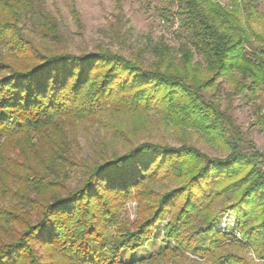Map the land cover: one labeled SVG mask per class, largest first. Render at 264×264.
Masks as SVG:
<instances>
[{
	"label": "trees",
	"instance_id": "obj_1",
	"mask_svg": "<svg viewBox=\"0 0 264 264\" xmlns=\"http://www.w3.org/2000/svg\"><path fill=\"white\" fill-rule=\"evenodd\" d=\"M36 1L0 0V45L11 51L0 55V162L13 148L20 151L25 176L15 194L27 208L21 216L17 208L0 209V230L7 227L0 264H252L242 250L264 261V154L203 95L217 79L253 95L264 86V33L244 17L242 0H233L235 8L175 0L190 43L179 48L182 65L158 45L150 69L110 50L40 55L18 26ZM253 39L262 44L249 49ZM194 54L204 70L192 64ZM152 110L174 126L232 133L230 154L209 158L190 146L144 143L88 168L77 189L59 196L70 167L69 128L102 111L141 116ZM161 183L173 187L156 190ZM132 201L137 219L129 223L122 210ZM226 216L234 218L232 233L217 230ZM161 227L159 250L124 260L146 250Z\"/></svg>",
	"mask_w": 264,
	"mask_h": 264
},
{
	"label": "rangeland",
	"instance_id": "obj_2",
	"mask_svg": "<svg viewBox=\"0 0 264 264\" xmlns=\"http://www.w3.org/2000/svg\"><path fill=\"white\" fill-rule=\"evenodd\" d=\"M169 1L173 6L164 0H40L30 2L31 7L23 10L18 26L25 38L33 40L40 55H80L110 50L131 62H141L150 69L158 61L155 47L163 44L170 49L174 63L182 65L179 48L182 44L189 45L190 33L177 28V32L171 35L174 24L171 17L178 16L179 27L182 26V18L177 14V1ZM214 1L226 7L236 6L233 0ZM238 5L252 28L264 33V0H242ZM261 44L253 39L248 47L253 49ZM10 53L7 46L0 45V55L6 57ZM192 64L205 69L203 58L197 54H194ZM203 95L209 102L218 104L221 111L231 115L242 136L264 154V86L253 95L248 91L241 93L235 83L217 79ZM68 134L73 145L69 155L70 167L66 168V176L62 177V186L58 191L61 197L79 187L88 168L114 155H124L144 143L177 149L190 146L209 158L217 159H225L235 143L232 133L210 136L191 128L174 126L156 110L141 116L102 111L90 122L69 128ZM16 149L6 154L3 164L0 162V209L8 212L17 208L21 216L27 208L15 192L20 191V176H25V173L22 171L23 157ZM171 187L173 185L166 183L154 186L161 191ZM26 194L32 199L36 198L33 193ZM137 208L136 202H128L122 210L123 219L133 223L137 219ZM235 226L234 218L226 216L218 224L217 230L232 233ZM6 228L2 227L0 235ZM162 229L157 230L158 239L150 243L146 250L128 253L124 260L130 262L159 250ZM234 233L239 237L238 231ZM239 255L249 259L252 264H264L250 250L239 251ZM188 258L200 261L191 255ZM201 264L207 263L203 261Z\"/></svg>",
	"mask_w": 264,
	"mask_h": 264
},
{
	"label": "built area",
	"instance_id": "obj_3",
	"mask_svg": "<svg viewBox=\"0 0 264 264\" xmlns=\"http://www.w3.org/2000/svg\"><path fill=\"white\" fill-rule=\"evenodd\" d=\"M171 18H172V20L174 22L173 26L171 27V35H173V34H175L177 32V28L179 29L180 23H177L178 20H177L176 16H173ZM163 24H166L165 21H163Z\"/></svg>",
	"mask_w": 264,
	"mask_h": 264
}]
</instances>
